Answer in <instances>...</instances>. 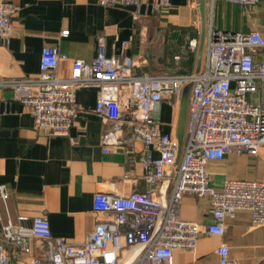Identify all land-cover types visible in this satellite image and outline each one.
I'll use <instances>...</instances> for the list:
<instances>
[{"label":"built area","instance_id":"built-area-1","mask_svg":"<svg viewBox=\"0 0 264 264\" xmlns=\"http://www.w3.org/2000/svg\"><path fill=\"white\" fill-rule=\"evenodd\" d=\"M143 0H134L137 5ZM214 1V0H210ZM251 8L260 0H223ZM125 0H99L112 7ZM168 0H160L155 10L164 12ZM15 9L11 0H0V43L8 45ZM63 30L60 37H67ZM123 49L128 46L122 44ZM198 49L190 38L181 52L174 54V65L160 74H136L133 60L105 55L99 37L95 57L72 62L70 76L60 79L55 70L60 54L47 45L40 52L39 74L35 78L0 81L11 87L16 98L30 113L35 129H46L50 136H66L77 116L76 91L95 87L94 114L111 127L102 137L107 146L142 144L139 161L144 166L147 188L128 195L98 192L92 209L96 222L81 244H67L51 236L45 217L36 216L29 227L8 221L0 230V264H173L175 250H194L203 233L222 237L227 218L247 212L254 226L264 224V180L227 179L221 189L211 185L208 165L228 154L260 157L264 166V33L251 29L229 32L210 28L206 38L202 68H181ZM190 84L184 146L177 157L176 139L160 134L152 118L154 106L167 96L172 104L183 87ZM131 138H120L121 128ZM151 150L158 153L153 158ZM170 182L165 202L156 189ZM0 186V199H7ZM185 196L204 200L211 214L205 226L180 219ZM216 259L208 264H237L227 245L215 250Z\"/></svg>","mask_w":264,"mask_h":264},{"label":"crops","instance_id":"crops-1","mask_svg":"<svg viewBox=\"0 0 264 264\" xmlns=\"http://www.w3.org/2000/svg\"><path fill=\"white\" fill-rule=\"evenodd\" d=\"M160 0H134L106 7L99 0H11L15 14L8 45L0 43V81L35 78L39 74L41 50L55 46L66 59L60 60L55 74L67 79L73 60L90 62L96 55L97 40L102 37L105 55L120 58L124 53L133 60L136 74H160L174 65L172 57L181 52L190 38L198 48L203 40L201 67L209 29L264 33V0L244 8L223 0H205L201 13L198 0H168L164 12L155 10ZM67 30V37L60 33ZM128 46L123 49L122 44ZM198 52V49H197ZM195 56L181 64L195 71ZM77 116L66 136H50L46 129H35L28 110L16 98L11 87L0 86V186L7 199H0L1 225L10 221L29 227L36 216L45 217L51 236L67 244H81L95 227L92 209L96 193L128 195L143 191L144 166L139 158L141 143L107 146L103 134L110 130L94 114L95 87L76 91ZM180 99V97H179ZM179 100L172 104L165 96L152 110L159 133L176 139ZM120 138H131L127 127ZM185 139V134H184ZM184 146V140L182 149ZM153 158L158 153L151 150ZM211 185L221 189L227 179L264 180L260 157L228 154L224 160L208 165ZM171 184L165 181L156 196L167 200ZM180 219L205 226L211 214L204 200L189 196L182 199ZM228 246L237 264H264V224L254 226L247 212L227 218L222 237L205 233L194 250H175L173 264H208L216 259L214 250Z\"/></svg>","mask_w":264,"mask_h":264},{"label":"water","instance_id":"water-1","mask_svg":"<svg viewBox=\"0 0 264 264\" xmlns=\"http://www.w3.org/2000/svg\"><path fill=\"white\" fill-rule=\"evenodd\" d=\"M198 4L201 10V13H203L205 0H198ZM202 50H203V40L200 41L198 52H197L195 73H197L201 67ZM189 91H190V84H187L183 87L181 94H180V99H179V113H178V120H177V126H176V142H177V147H178L177 157L180 155L182 145H183V140H184ZM163 202H165V200H163Z\"/></svg>","mask_w":264,"mask_h":264}]
</instances>
